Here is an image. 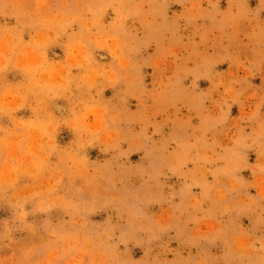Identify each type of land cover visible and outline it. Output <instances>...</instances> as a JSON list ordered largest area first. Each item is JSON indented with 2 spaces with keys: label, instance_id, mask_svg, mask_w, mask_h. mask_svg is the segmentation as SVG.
<instances>
[{
  "label": "rangeland",
  "instance_id": "rangeland-1",
  "mask_svg": "<svg viewBox=\"0 0 264 264\" xmlns=\"http://www.w3.org/2000/svg\"><path fill=\"white\" fill-rule=\"evenodd\" d=\"M0 264H264V0H0Z\"/></svg>",
  "mask_w": 264,
  "mask_h": 264
}]
</instances>
